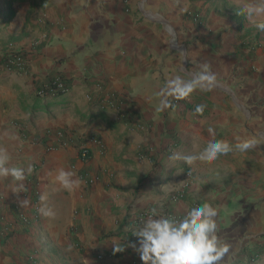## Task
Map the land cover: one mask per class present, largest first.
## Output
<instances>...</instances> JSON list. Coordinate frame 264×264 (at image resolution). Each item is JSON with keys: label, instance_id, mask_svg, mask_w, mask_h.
<instances>
[{"label": "crops", "instance_id": "0c3cea01", "mask_svg": "<svg viewBox=\"0 0 264 264\" xmlns=\"http://www.w3.org/2000/svg\"><path fill=\"white\" fill-rule=\"evenodd\" d=\"M257 2L0 0V147L8 166H32L19 194L17 182L0 178V264H142L127 246L137 240L135 217L155 210L182 219L205 202L231 245L226 264H264V36L256 26L264 15L250 14ZM19 54L24 68L14 63ZM205 63L217 86L169 97L161 110L167 79H189ZM56 80L68 91L52 96ZM244 138L256 146L235 150ZM213 139L233 151L212 162L169 159L197 155ZM60 168L80 187L62 189ZM41 194L54 216L40 213ZM114 243L125 250L114 253Z\"/></svg>", "mask_w": 264, "mask_h": 264}, {"label": "clouds", "instance_id": "9594fccd", "mask_svg": "<svg viewBox=\"0 0 264 264\" xmlns=\"http://www.w3.org/2000/svg\"><path fill=\"white\" fill-rule=\"evenodd\" d=\"M264 15V0L258 2L250 9V14ZM264 31V22L256 25ZM217 86L216 76L210 71V66L205 63L200 65V70L189 79L180 75H174L167 79L165 86L160 90L159 96L161 110L171 107L169 97L176 100L188 99L195 91L212 90ZM205 105L200 104L195 108L197 114H203ZM209 134L215 137V130L208 129ZM257 141L253 138H244L235 144V150L246 152L256 146ZM233 151V145L228 141L220 139L211 140L206 147L197 155L181 157L174 153L170 160L183 159L186 163L194 161L212 162L220 155H226ZM10 156L6 149L0 147V178L11 177L17 182L13 188L14 193L26 191L23 183L27 174H31L32 166L27 169L23 167L8 166ZM73 171L60 168L55 176L60 187L67 191H74L80 187L81 181L74 178ZM40 213L45 217L55 215L54 211L47 206L46 194H41ZM27 198L18 200L21 208L29 205ZM159 216V218H156ZM218 212L210 203H203L186 211L182 219L160 215L155 210L152 214L136 228L132 236L137 238L136 242H128L127 246L138 253L142 264H226L229 257L231 245L219 236L217 224ZM125 247L118 243L113 244V252H123Z\"/></svg>", "mask_w": 264, "mask_h": 264}, {"label": "built area", "instance_id": "2783aa9c", "mask_svg": "<svg viewBox=\"0 0 264 264\" xmlns=\"http://www.w3.org/2000/svg\"><path fill=\"white\" fill-rule=\"evenodd\" d=\"M14 63H16L18 65V67H21V68H24L25 67V58L24 56L21 54L17 55L14 59ZM53 84H57V88L54 90L52 89V96L56 95L57 91H65L67 92L68 91V87L59 82L58 80L54 81L52 83ZM44 91L42 90L41 94H44L43 93ZM80 158L83 159V160H87L89 158V150L85 147H83L81 149V152H80ZM145 221V217L143 216H137L135 217V219L133 220V226L136 228L140 227L142 225V223Z\"/></svg>", "mask_w": 264, "mask_h": 264}, {"label": "trees", "instance_id": "16d2710c", "mask_svg": "<svg viewBox=\"0 0 264 264\" xmlns=\"http://www.w3.org/2000/svg\"><path fill=\"white\" fill-rule=\"evenodd\" d=\"M57 88V84H53L52 85V89H56ZM64 93H66L65 91H57V93H56V95H61V94H64Z\"/></svg>", "mask_w": 264, "mask_h": 264}, {"label": "rangeland", "instance_id": "374dc122", "mask_svg": "<svg viewBox=\"0 0 264 264\" xmlns=\"http://www.w3.org/2000/svg\"><path fill=\"white\" fill-rule=\"evenodd\" d=\"M189 15H190V13H189ZM261 34H263V36H264V31L259 33V35H261Z\"/></svg>", "mask_w": 264, "mask_h": 264}]
</instances>
